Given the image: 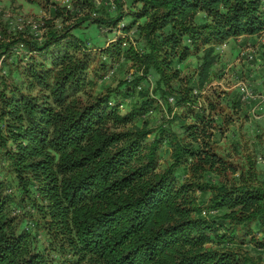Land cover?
I'll return each mask as SVG.
<instances>
[{"label":"trees","instance_id":"trees-1","mask_svg":"<svg viewBox=\"0 0 264 264\" xmlns=\"http://www.w3.org/2000/svg\"><path fill=\"white\" fill-rule=\"evenodd\" d=\"M112 3L96 16L93 0L53 4L34 21L0 15V148L21 191L0 178V264H259L238 242L244 228L264 232L257 159L241 168L220 154L219 121L205 110L183 136L148 117L162 102L172 114L196 101L217 45L264 30V0H131L129 12ZM89 20L123 24L100 66L131 62L118 88L88 89L97 80L74 31ZM201 48L196 76H182L178 64ZM163 145L172 161L161 168Z\"/></svg>","mask_w":264,"mask_h":264},{"label":"rangeland","instance_id":"rangeland-1","mask_svg":"<svg viewBox=\"0 0 264 264\" xmlns=\"http://www.w3.org/2000/svg\"><path fill=\"white\" fill-rule=\"evenodd\" d=\"M77 1L0 0V15L4 20H7L8 16H13L20 22L24 19L34 21L49 17V9L53 4L72 7ZM93 1L95 6L89 10L93 16H96L101 4L114 6L113 0ZM130 5L131 0H125L126 12L130 11ZM122 27L123 24L113 29L101 28L89 20L84 23L82 28L74 31L86 43L89 57L92 60L87 76H94L97 81L94 88L88 85L89 90L105 91L108 87L118 88L121 80L132 78L134 70L130 61L120 59L113 62L111 58L105 59L109 65L103 69L107 70L105 75L100 77L103 74L100 67L101 61L104 60V56L108 58L103 49L125 35ZM263 33L264 30L253 37L251 36L250 40L238 37L217 45V61L213 68L212 82L200 93L197 90L194 91V94H197L196 101L189 106L174 107L172 114L167 111V104L161 101L163 108L153 110L149 114L151 127L157 129L161 124H167L171 130L179 136H183L185 129L183 122L187 124L198 122L195 112L205 110L207 116H213L219 121L216 126L219 140L215 144L220 154L241 168L246 164V157L250 155L257 159L258 168L264 175V44L258 40V37ZM131 40L135 45L139 42L138 36L132 35ZM249 48H254L256 51L254 60L247 58L246 52ZM202 50L203 48L193 50L187 60L178 64L182 76H196L201 63ZM26 60L25 58L22 61L21 67L25 66ZM156 79L157 76L151 75L147 80V86L151 91L156 85ZM183 83L184 81L180 84L183 85ZM242 83H245L249 88V96H246L240 89ZM118 99L122 98L118 97ZM138 99L136 96L124 99L120 106L121 112H127L132 103ZM174 113L178 117L172 119ZM167 150V145H163L160 149L161 168L166 167L172 161ZM3 152L0 148V178L7 179L14 186L11 187L16 194L20 196L21 191L16 185L15 174ZM241 227L239 226V228ZM249 230L244 228V235L238 240V242H244V250H241L240 254L242 256L248 251L259 264H264V246L262 245L264 244V232H255L254 229H251L252 232H248ZM40 242H46L44 234H41Z\"/></svg>","mask_w":264,"mask_h":264},{"label":"built area","instance_id":"built-area-1","mask_svg":"<svg viewBox=\"0 0 264 264\" xmlns=\"http://www.w3.org/2000/svg\"><path fill=\"white\" fill-rule=\"evenodd\" d=\"M258 40L261 42V44H264V33L258 37ZM255 49L254 48H249L248 51L246 52L247 58L249 60H254L255 59ZM240 89L246 94V96H249V88L245 83H242L240 85Z\"/></svg>","mask_w":264,"mask_h":264},{"label":"crops","instance_id":"crops-1","mask_svg":"<svg viewBox=\"0 0 264 264\" xmlns=\"http://www.w3.org/2000/svg\"><path fill=\"white\" fill-rule=\"evenodd\" d=\"M253 37V36H252ZM251 36L247 37L245 40H250L252 38ZM250 38V39H249Z\"/></svg>","mask_w":264,"mask_h":264}]
</instances>
